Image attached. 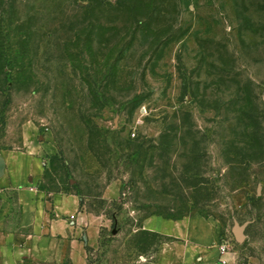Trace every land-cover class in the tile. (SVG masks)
Segmentation results:
<instances>
[{"label":"rangeland","instance_id":"374dc122","mask_svg":"<svg viewBox=\"0 0 264 264\" xmlns=\"http://www.w3.org/2000/svg\"><path fill=\"white\" fill-rule=\"evenodd\" d=\"M32 144L90 264H161L144 221L189 217L264 264V0H0V155Z\"/></svg>","mask_w":264,"mask_h":264},{"label":"crops","instance_id":"0c3cea01","mask_svg":"<svg viewBox=\"0 0 264 264\" xmlns=\"http://www.w3.org/2000/svg\"><path fill=\"white\" fill-rule=\"evenodd\" d=\"M51 155L54 148L47 144L2 155L0 264H90L88 249L98 246L99 230L80 199L39 187ZM143 225L172 239L160 246L161 264H236L231 252L220 254L213 227L201 217L149 218Z\"/></svg>","mask_w":264,"mask_h":264},{"label":"water","instance_id":"95a60500","mask_svg":"<svg viewBox=\"0 0 264 264\" xmlns=\"http://www.w3.org/2000/svg\"><path fill=\"white\" fill-rule=\"evenodd\" d=\"M5 164L2 156L0 155V179L4 176ZM247 227V223L240 226L235 224L232 228V234L234 236L235 241L238 244H243L246 240V235L244 234L245 229Z\"/></svg>","mask_w":264,"mask_h":264},{"label":"built area","instance_id":"2783aa9c","mask_svg":"<svg viewBox=\"0 0 264 264\" xmlns=\"http://www.w3.org/2000/svg\"><path fill=\"white\" fill-rule=\"evenodd\" d=\"M227 251H228L227 246L221 243V245L219 246V252H220V254H224Z\"/></svg>","mask_w":264,"mask_h":264},{"label":"trees","instance_id":"16d2710c","mask_svg":"<svg viewBox=\"0 0 264 264\" xmlns=\"http://www.w3.org/2000/svg\"><path fill=\"white\" fill-rule=\"evenodd\" d=\"M89 250V249H88Z\"/></svg>","mask_w":264,"mask_h":264}]
</instances>
